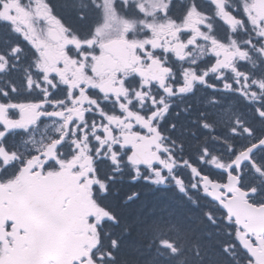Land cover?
Segmentation results:
<instances>
[{
    "label": "snow or ice",
    "instance_id": "1",
    "mask_svg": "<svg viewBox=\"0 0 264 264\" xmlns=\"http://www.w3.org/2000/svg\"><path fill=\"white\" fill-rule=\"evenodd\" d=\"M207 4L208 10L187 0L174 15L173 0H88L77 15L93 18L79 31L50 0H0V27L23 42L0 51V73L17 69L26 46L31 56L23 86L36 93L12 100L17 85L7 80L0 86V264H117L130 228L115 231L121 218L105 202L118 194L113 186L125 178L162 186L171 178L183 192L173 174L177 165H186L219 206L230 236L223 251L239 249L241 264H264V199H253L258 188L245 183L247 170L264 185V160L255 157L264 151V134L236 115L230 134L248 142L239 149L228 145L226 161L213 155L209 163L219 175H211L177 160L176 141L162 128L171 101L197 85L236 94L264 126V0ZM48 119L57 127L39 144L9 145V137L34 132ZM202 153L201 162L208 148ZM137 195L130 192L120 203ZM153 224L157 253L178 255L175 240Z\"/></svg>",
    "mask_w": 264,
    "mask_h": 264
},
{
    "label": "flooded vegetation",
    "instance_id": "2",
    "mask_svg": "<svg viewBox=\"0 0 264 264\" xmlns=\"http://www.w3.org/2000/svg\"><path fill=\"white\" fill-rule=\"evenodd\" d=\"M51 4L57 15H59L67 24L73 26L79 31H85L90 25L93 18L92 13H89L88 19L82 21L79 19L77 12L79 6L82 3H87L88 0H50ZM200 7L208 10L209 5L207 0H197ZM187 4V0H173L172 13L174 15H181L184 7ZM216 31L222 33V27L217 24ZM114 34V33H113ZM243 33L238 36V39L244 38ZM13 44H22L19 36L10 31L7 27H0V51H5ZM30 50L24 46V53L21 57V62L17 69L11 70L9 73H0V86L4 85V82L10 80L17 85L18 91L11 95L12 100H22L24 98L35 95V92L29 93L23 86L24 68L30 66ZM204 62L202 61L201 64ZM210 83H217L214 78L209 77ZM219 86V85H218ZM215 98L220 103H213L212 99ZM172 107L169 110L167 117L165 118L162 128L166 134L170 135L173 140L176 141V150L174 155L177 160L187 159L191 164L201 169L203 172L211 175H219L218 170L209 163L212 156L215 155L221 160H228L229 153L227 151L228 145H234L237 149L246 144L247 138L238 139L230 134L229 129L232 126V121L236 115H240L241 119H247L252 123L257 135L264 134V126L257 122L254 112L249 111L251 105L244 103L236 94L223 92L219 90H213L203 85H197L195 90L184 97L174 98L172 101ZM232 105L231 110H228L229 105ZM106 109L111 106L104 105ZM178 113V115H177ZM204 113V116H201ZM201 119L206 120L211 125L210 129L202 127ZM58 122H54L51 119L42 120L34 132H19L14 137H9V145L13 143L23 150V148H31L32 141L35 140L37 144L40 143L42 138L50 136L54 129L57 127ZM175 124L174 129H169L168 125ZM31 138V139H30ZM182 146V147H180ZM207 147L209 150L208 156L204 157L203 162L199 157L203 155L202 149ZM255 157L258 160H264V151H258L255 153ZM173 174L180 177L183 181L184 191L183 193L192 197L194 200L204 201L205 204L210 206V213L219 220L215 226L222 230H227V227L222 219V215L219 210V206L215 203H211V199L206 197L199 186V179L195 177L194 173L186 166L177 165L173 169ZM197 184V187H193V184ZM246 184H256L258 192L253 199H264V185L258 184L254 175L246 170L245 174ZM140 186L146 187H173L179 189L175 181L171 178L168 179L166 185L155 186L146 184L142 180L136 182H129L127 178L120 183L118 182L113 187L120 192L129 191L133 192L140 188ZM136 192V191H135ZM116 194V196L118 195ZM114 196L110 195L106 198V203L111 206V200ZM112 207V206H111ZM227 234V232L225 233ZM235 260L242 261L243 254L239 249L234 250V254L231 255Z\"/></svg>",
    "mask_w": 264,
    "mask_h": 264
},
{
    "label": "trees",
    "instance_id": "3",
    "mask_svg": "<svg viewBox=\"0 0 264 264\" xmlns=\"http://www.w3.org/2000/svg\"><path fill=\"white\" fill-rule=\"evenodd\" d=\"M135 191L138 195L126 204L120 201L129 191L124 190L111 200V206L121 218L115 231L130 228L117 253V264L121 260L127 264H148L149 261L152 264H241L223 251V245L230 238L209 221L207 204L201 200L194 202L173 187L140 186ZM153 222L159 225L162 237L175 240L181 248L178 255L166 259V249L165 255L157 253Z\"/></svg>",
    "mask_w": 264,
    "mask_h": 264
},
{
    "label": "water",
    "instance_id": "4",
    "mask_svg": "<svg viewBox=\"0 0 264 264\" xmlns=\"http://www.w3.org/2000/svg\"><path fill=\"white\" fill-rule=\"evenodd\" d=\"M243 206L241 205V208H242ZM243 214V213H242ZM250 223H253V224H256V223H258V221H256L255 219H252V218H250Z\"/></svg>",
    "mask_w": 264,
    "mask_h": 264
}]
</instances>
